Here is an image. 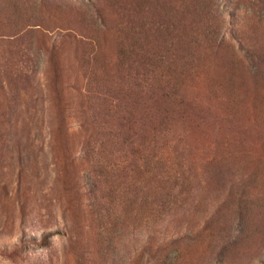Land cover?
I'll use <instances>...</instances> for the list:
<instances>
[{"label":"rangeland","instance_id":"374dc122","mask_svg":"<svg viewBox=\"0 0 264 264\" xmlns=\"http://www.w3.org/2000/svg\"><path fill=\"white\" fill-rule=\"evenodd\" d=\"M0 264H264V0H0Z\"/></svg>","mask_w":264,"mask_h":264}]
</instances>
